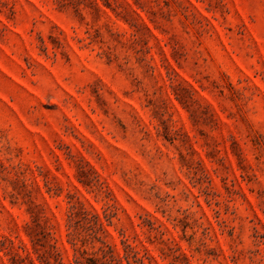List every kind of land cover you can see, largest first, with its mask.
I'll return each mask as SVG.
<instances>
[{"label": "rangeland", "instance_id": "obj_1", "mask_svg": "<svg viewBox=\"0 0 264 264\" xmlns=\"http://www.w3.org/2000/svg\"><path fill=\"white\" fill-rule=\"evenodd\" d=\"M0 264H264V0H0Z\"/></svg>", "mask_w": 264, "mask_h": 264}]
</instances>
